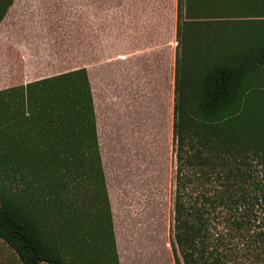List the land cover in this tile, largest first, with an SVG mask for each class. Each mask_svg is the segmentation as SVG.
Masks as SVG:
<instances>
[{
  "label": "trees",
  "instance_id": "obj_1",
  "mask_svg": "<svg viewBox=\"0 0 264 264\" xmlns=\"http://www.w3.org/2000/svg\"><path fill=\"white\" fill-rule=\"evenodd\" d=\"M172 134L175 264L227 263L226 215L264 264V0H178ZM108 189L86 68L0 90V238L22 264H121Z\"/></svg>",
  "mask_w": 264,
  "mask_h": 264
},
{
  "label": "crops",
  "instance_id": "obj_2",
  "mask_svg": "<svg viewBox=\"0 0 264 264\" xmlns=\"http://www.w3.org/2000/svg\"><path fill=\"white\" fill-rule=\"evenodd\" d=\"M177 9L178 0H12L0 22V50L7 51L0 65L13 71H0V90L39 80L49 58L68 57L72 70L88 71L103 164L106 126L115 119L161 116L170 134ZM113 218L119 248L114 211Z\"/></svg>",
  "mask_w": 264,
  "mask_h": 264
},
{
  "label": "rangeland",
  "instance_id": "obj_3",
  "mask_svg": "<svg viewBox=\"0 0 264 264\" xmlns=\"http://www.w3.org/2000/svg\"><path fill=\"white\" fill-rule=\"evenodd\" d=\"M0 3L4 6L2 0ZM113 43L119 45L120 34L113 35ZM5 53L7 51L0 50L2 58ZM72 69L71 58H49V68L39 76L46 78ZM0 71L10 76L13 70L0 65ZM195 74L197 70L192 69L191 75ZM126 119L123 118L121 123L115 119L107 124L103 142L122 264H175L171 244L176 175L172 131L170 134L166 131L161 116L151 119L138 115L134 120ZM150 143L161 150L155 163L153 158L148 159L147 144ZM159 159L164 160L163 167ZM227 217L214 222L231 249L225 264H262L260 243L254 242L246 232L229 230ZM0 264H22L17 253L1 238Z\"/></svg>",
  "mask_w": 264,
  "mask_h": 264
}]
</instances>
